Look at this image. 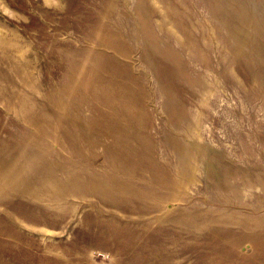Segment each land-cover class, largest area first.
I'll return each instance as SVG.
<instances>
[{"label":"rangeland","instance_id":"1","mask_svg":"<svg viewBox=\"0 0 264 264\" xmlns=\"http://www.w3.org/2000/svg\"><path fill=\"white\" fill-rule=\"evenodd\" d=\"M0 264H264V0H0Z\"/></svg>","mask_w":264,"mask_h":264}]
</instances>
